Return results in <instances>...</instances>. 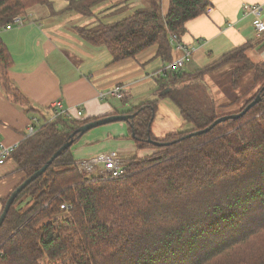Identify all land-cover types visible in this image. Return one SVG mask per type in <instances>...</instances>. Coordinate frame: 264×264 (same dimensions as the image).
Segmentation results:
<instances>
[{
    "label": "trees",
    "instance_id": "obj_1",
    "mask_svg": "<svg viewBox=\"0 0 264 264\" xmlns=\"http://www.w3.org/2000/svg\"><path fill=\"white\" fill-rule=\"evenodd\" d=\"M102 0H68L67 10L88 16ZM50 0H0V26L22 11ZM208 0H160L111 24L77 29L91 45H104L111 63L133 58L150 47L164 62L173 59L169 37L179 40L186 24L201 16ZM248 42L193 71L165 70L155 77L156 94L169 99L192 128L156 138L151 126L158 99L114 114L130 115L128 137L150 155L126 160L117 178H83L71 147L86 119L27 112L38 119L37 132L22 140L7 159L23 179L37 171L65 143L72 144L15 197L0 225V264H264V61L254 63ZM11 58L0 40V87L14 103L27 99L8 77ZM227 64L233 88L253 70L251 84L263 83L261 99L242 116L215 124L228 103L216 104L203 84L206 74ZM209 99V101H207ZM238 97L233 98V101ZM103 117V116H101ZM13 189V190H14ZM12 190V191H13ZM10 194V193H9ZM0 198L1 210L8 198ZM67 206L62 209L61 205Z\"/></svg>",
    "mask_w": 264,
    "mask_h": 264
},
{
    "label": "crops",
    "instance_id": "obj_2",
    "mask_svg": "<svg viewBox=\"0 0 264 264\" xmlns=\"http://www.w3.org/2000/svg\"><path fill=\"white\" fill-rule=\"evenodd\" d=\"M163 1L166 3V0ZM208 1L209 7L205 13L186 24L187 32L182 37V42L192 53L185 61L183 70L193 71L206 66L246 42L250 44L248 51L251 50L259 60L264 61V35L255 36L253 19L245 17L242 11L243 3L261 4L264 14V0ZM165 7L166 5L164 8L161 5L163 13V10H167ZM31 11L33 17L23 26L0 31V40L5 44L12 62L8 77L27 99L26 105L14 103L0 87L2 146H11L22 140L31 121L32 113L26 111L28 107L38 109L43 116H48L51 104L60 100L65 108H81L83 114L80 119L111 115L118 111L109 102L114 99L100 100L97 98L98 92L109 90L117 84H128L130 97L135 92L140 93L138 95L146 90L149 92L150 89H146L149 83L146 82L151 79V73L168 63L155 56L153 48H150L153 49L150 57L142 61L138 57L150 49L134 58L111 63L108 51L87 43L77 32H73V37L61 32L58 25L45 17L46 14L40 7H34ZM76 27L79 26L72 27L73 31ZM84 42L87 44L84 45ZM182 54L181 51H173V58ZM148 63L155 64L153 69L146 65ZM154 91L156 92V85ZM94 139L88 138L86 141ZM76 150L72 146L73 158L78 160L74 157ZM129 151H135L133 143ZM101 152L103 151L95 149L87 156ZM145 153L149 152L141 151L139 155ZM87 156L84 157L88 158ZM15 168L11 159L0 165V198L7 197L23 179V174L15 171Z\"/></svg>",
    "mask_w": 264,
    "mask_h": 264
},
{
    "label": "rangeland",
    "instance_id": "obj_3",
    "mask_svg": "<svg viewBox=\"0 0 264 264\" xmlns=\"http://www.w3.org/2000/svg\"><path fill=\"white\" fill-rule=\"evenodd\" d=\"M67 1L68 0H50L49 5L46 6L39 5L38 7H40L45 12L46 14L45 17L50 18L49 20H51V23H54L56 24V26L57 25L59 26L61 32L65 33L66 35L70 34V36L72 37L75 36L73 35V32L74 33L77 32L78 28L81 27L91 28V27H96L99 24H105V25L111 24L126 17H129L137 9L148 6V0H102L97 5L91 7L90 14L86 16L82 14L80 15L79 12H76L74 10H67ZM162 1L163 0H160V3L163 6V8L164 5H166L167 7L168 0H166V3H164L163 1V4ZM31 10L32 8L26 11H22L16 16L25 17V20L28 21V19L33 17L31 15L32 12ZM163 11L166 12V9ZM13 26L18 27V25H13ZM73 26H79V27L74 28L75 30L73 31L72 29ZM170 38H173V43L170 42ZM177 42L184 44L182 40H179L177 38L176 35H171L169 37V44L171 45L173 51H180L176 49L174 46V44ZM87 43L84 42L83 44L85 45ZM98 47L102 48L101 50L107 51L104 45H98ZM150 48H153L156 51L155 47H150ZM153 49H150L148 51L145 50L146 52L145 51H144L145 53L142 52L143 54L140 53L141 55L138 57V60L142 61L143 59L150 57L151 53H153ZM248 55L254 63L263 61V60H259V58H257V55L251 50L248 51ZM179 57H175L171 61ZM152 64L153 63H148L146 65H150V68L153 69V66H155V64L153 65ZM237 65L238 64L224 65L220 69L213 71L212 73L206 74L203 78V84L206 88V91L208 95L215 100V103L216 104L228 103L227 107L219 108L217 110L218 114H223V113L229 114L238 111L241 108V106H243L246 103V100L250 98V94H253V92L255 93L256 91L255 89H257L259 86L263 84L258 81V83L255 85V88H248L246 90V88L251 84L250 82L253 76V70H249L248 71L249 73L244 74L240 78L239 80L240 86L237 89L233 88L231 85V81L233 77L231 72ZM165 70H166L165 66H163L151 73V79L149 78V81L146 82L149 83L146 89L148 90L150 89V91L147 92L146 90L145 93H142L143 95L142 94L138 95L140 93L135 92L133 93L132 97H130L131 92L129 90L128 84L127 85L117 84L118 86H124V88L126 89L127 93L125 97H123L120 100L114 98H108V99H114V100H110L109 102L118 111L120 110L125 111L130 107L136 106L139 103L146 100L158 99L159 100L158 109L155 115V119L153 120L151 126L152 135L158 139L163 138L169 133L180 132L192 128V124L182 119L177 108L169 99L159 98L156 92L154 91L155 77L160 74H163ZM139 84H144V83H139ZM136 90L140 91V89H136ZM235 97H238V99L233 101V98ZM207 101H209V99ZM93 137L95 138L94 140L86 141L88 138H93ZM131 143H133V145L135 146L134 142L128 137L127 124L125 121H115L94 127L91 130L87 131L86 133L82 134V136L73 145L74 148H77L76 152L74 153V157L78 159L75 160L74 166L77 161L82 160V158L85 159L86 157L84 156L90 155L89 154L90 151L95 149H98V152L100 151L106 152L111 150L116 151V149L120 150L121 152L118 151L117 152L123 158L125 163L126 160H128L132 156H136L140 158L143 156L150 155L156 150L151 147L137 149V147L135 146V151L130 152L129 147L131 146ZM141 151H146L149 153H145V155H139Z\"/></svg>",
    "mask_w": 264,
    "mask_h": 264
},
{
    "label": "built area",
    "instance_id": "obj_4",
    "mask_svg": "<svg viewBox=\"0 0 264 264\" xmlns=\"http://www.w3.org/2000/svg\"><path fill=\"white\" fill-rule=\"evenodd\" d=\"M242 11L245 17H251L253 19V28L256 37H262L264 35V14L261 4L243 3ZM25 17L15 16L12 22L0 27V31L9 30L13 25L22 26L26 23ZM170 42L173 43V38H170ZM175 48L180 50L183 54L181 57L174 59L166 64V70H178L184 66L186 60L192 51L186 48L182 43H175ZM126 89L124 86H114L107 91L98 92L97 98L100 100H106L108 98L122 99L126 95ZM51 111L48 115V120H52L56 116H64L67 118H80L83 114L82 109L77 107L69 109L63 107L60 100H56L51 104ZM38 119L33 118L25 129V137L33 136L37 132ZM18 146V143L11 146L0 145V165L4 164L9 155ZM125 161L119 155L117 151L111 150L98 153L94 156L79 160L76 162L75 167L83 178H105L113 179L120 177L124 173ZM62 209H66L64 204L60 206Z\"/></svg>",
    "mask_w": 264,
    "mask_h": 264
},
{
    "label": "water",
    "instance_id": "obj_5",
    "mask_svg": "<svg viewBox=\"0 0 264 264\" xmlns=\"http://www.w3.org/2000/svg\"><path fill=\"white\" fill-rule=\"evenodd\" d=\"M261 99L260 95H257L254 100H252L241 112L236 113V114H229L225 116H221L217 118L213 124H211L209 127L199 130L194 132L193 134H202L206 133L208 130H210L215 124L225 121L227 119H236L240 116H242L251 106L256 104L259 100ZM130 115H124V114H111V115H106L100 118H97L95 120H92L75 130L74 133H79V135H82L86 133L87 131L91 130L94 127L115 122V121H126L129 118ZM71 140L68 142H65L52 156L49 160H47L37 171H35L31 176L27 177L25 180H23L8 196L6 199V202L0 212V225L2 224L3 220L5 219V216L12 205L15 197L18 195V193L24 189L30 182H32L34 179H36L38 176H40L50 165V163L53 161V159L57 156H59L65 149H67L71 144H72V137L73 134L70 135Z\"/></svg>",
    "mask_w": 264,
    "mask_h": 264
}]
</instances>
